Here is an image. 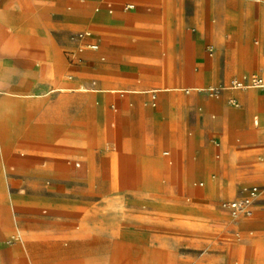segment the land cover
<instances>
[{"label": "crops", "instance_id": "crops-1", "mask_svg": "<svg viewBox=\"0 0 264 264\" xmlns=\"http://www.w3.org/2000/svg\"><path fill=\"white\" fill-rule=\"evenodd\" d=\"M126 1L133 3H126L122 10L120 4ZM129 5L132 8H127ZM0 29L6 32L5 46L26 47L22 50L26 54L12 48L0 58L2 235L13 231L6 225L11 222L9 211L13 208L21 213V221L28 223L26 235L38 233L43 222L29 217L42 205L37 195L9 198L3 193L6 177L15 190L29 192L44 191L47 180L61 184L76 176L74 171L66 173L55 167L49 172L34 170L33 161L10 159L11 150L22 143L37 155L58 143H67L66 149L71 152L77 142H88L85 152L90 159V143L103 148L106 142H123L134 153L120 162L119 188L136 187L141 180L148 184L157 180V161L152 157L141 161V150L153 156L161 148H173L177 153L174 170L169 160L160 159L162 173L169 177L168 185L183 176V187L190 192L187 180L192 177V189L202 194L196 182L205 178L209 189L216 190L215 176L224 175L226 170L202 165L205 149L200 144L208 141L210 133L183 134V118L170 117L172 92L207 91L233 76L258 70L264 76V0H0ZM79 33L88 35L78 37ZM130 34L147 41V46L135 38L128 40ZM207 46L212 47L210 55ZM79 47L84 50L76 57L74 51ZM158 47L162 51H157ZM172 59L179 64L176 70L170 67ZM66 70L72 73L67 78ZM187 83L202 86L188 88ZM88 91L92 92L90 96L82 93ZM252 93L233 91L223 96L245 100ZM139 94L145 99L146 94H156L151 107L157 109L148 108V101L141 109ZM113 102L121 111L119 136L113 133V121L105 110V105ZM255 107L263 117L264 97ZM10 111L16 115L8 126ZM173 112L176 115V108ZM249 115L244 112L240 118L228 107L223 109L220 121L212 124L220 127L223 145L228 142L232 152H239L237 165L229 172L245 181L259 173L251 166L248 151L264 146V132L247 126ZM79 120L87 127H79ZM163 155L168 156V152ZM84 173L88 174L84 185L89 187L90 171ZM260 173L264 192V171ZM150 174L151 179L147 177ZM99 175L105 184L106 170L101 169ZM258 201L264 202V195L254 202ZM21 254L17 243L0 245V261L8 257L12 264L18 260L44 264V258L32 248L26 251L27 260L20 258ZM244 255L249 264H264V242L258 248L251 246Z\"/></svg>", "mask_w": 264, "mask_h": 264}, {"label": "rangeland", "instance_id": "rangeland-1", "mask_svg": "<svg viewBox=\"0 0 264 264\" xmlns=\"http://www.w3.org/2000/svg\"><path fill=\"white\" fill-rule=\"evenodd\" d=\"M126 3L133 2L121 3L122 10ZM180 21L183 23V17ZM5 33L0 29V58L12 48L16 53L26 54L22 51L26 47H3L6 44ZM132 38L141 40L130 34L128 40L131 41ZM140 42L145 46L148 44L144 40ZM80 50H84V47L74 51L76 57L81 54ZM160 50L162 48L158 47L157 51ZM147 51L145 47V53ZM207 52L209 55L213 53L211 46H207ZM144 66L147 68V63ZM178 66L172 59L171 69L176 70ZM64 75L67 78L72 73L66 70ZM253 78H260L264 83V76L258 70L233 76L226 83L216 84V89L212 91L172 92L170 117L183 118V134L204 131L210 133L211 139L200 144L205 149L202 165H212L219 171L222 168L226 170L224 175L215 176L216 190L209 189L207 179L199 178L196 186L202 190V194H197L200 193L197 188L192 189L190 184L195 181L192 177L187 180L190 192L187 187H183V176H178L174 184L168 185L169 177L162 173L161 160H169L174 170L177 153L173 148H161L153 156H148L145 150H141V161L145 162L147 157L157 161V180L151 184L141 180L136 187L119 188L120 162L134 153L123 142H106L103 148L94 142L90 143L93 144L90 159H87L85 152L88 142H77L71 152L66 149L67 143H58L51 150L43 148L37 155L26 143L16 145L9 153L10 159L17 158L25 163L33 161L34 166L31 168L34 170L49 172L55 167L66 173L74 171L76 176L65 179L61 184L47 180L44 182L47 187H44V191L35 189L29 192L15 190L9 184V176L6 177L3 193L9 198L18 197L17 194L23 198L29 193L37 195L42 205L38 212L29 217L43 222L37 228L38 233L26 235L24 229L28 227V223L21 221V213L13 208L9 211L11 222L6 224L13 231L7 235L0 233V245L19 244L22 251L20 258L25 260L26 251L32 248L44 258V264H249L244 253H248L251 246L258 248L264 242V202H253L251 216L233 218L228 211L219 207V201L240 199L249 185L258 186L257 197L261 199L264 195L263 177L260 173L264 171V146H256L248 151L250 164L259 173L245 181L242 176H234L229 172L230 167L237 165L239 152H232L228 142L223 145L220 127L212 124L220 121L223 109L231 107L240 118L244 112H249L247 126L264 132V116L261 117L255 107L260 97H264V89L253 87ZM236 82H241L242 85L235 87ZM186 85L188 88L202 86L194 83ZM233 91L253 93L248 100L231 95L223 96V93ZM82 93L90 96L92 92ZM146 95L145 99L144 94H139L141 109L148 101V108L156 110V107H151V102L157 98L156 94ZM174 108L177 110L176 115ZM105 110L113 121V133L119 136V107L114 102L108 103ZM15 115V111L13 114L9 112L6 120L8 126L13 123L12 117ZM77 125L87 127L83 120H79ZM64 126L68 127L66 122ZM166 151L168 156L163 155ZM101 169L106 170L105 184L99 179ZM85 170L90 171L89 187L84 185L88 183ZM152 176L147 175L149 179ZM198 177L196 175L195 178ZM219 178L223 181L218 182ZM160 179L162 183L159 182ZM200 182L203 183L202 186H199ZM32 187L34 188L33 185ZM48 200L51 202H46ZM0 264L12 262L7 257ZM17 264L25 263L18 260Z\"/></svg>", "mask_w": 264, "mask_h": 264}, {"label": "built area", "instance_id": "built-area-1", "mask_svg": "<svg viewBox=\"0 0 264 264\" xmlns=\"http://www.w3.org/2000/svg\"><path fill=\"white\" fill-rule=\"evenodd\" d=\"M127 8H132V5L127 6ZM88 35L87 33H79L78 37H83ZM96 48V46H91ZM251 85L255 88H263L264 83L260 78H253L251 80ZM259 191L258 187L252 186L245 190V194L240 199L235 200H225L220 203V208L226 210L230 213L233 218L239 217H249L252 214L251 206L255 199L257 198V192Z\"/></svg>", "mask_w": 264, "mask_h": 264}, {"label": "bare ground", "instance_id": "bare-ground-1", "mask_svg": "<svg viewBox=\"0 0 264 264\" xmlns=\"http://www.w3.org/2000/svg\"><path fill=\"white\" fill-rule=\"evenodd\" d=\"M3 47L5 46V45H2ZM5 48L7 49V48H9V47H7V46H5ZM234 85V84H233ZM242 85V83L241 82H236V85H235V87H240ZM195 87V86H194ZM216 88H213V89H210V90H207V91H212V90H215ZM154 105V104H153Z\"/></svg>", "mask_w": 264, "mask_h": 264}]
</instances>
